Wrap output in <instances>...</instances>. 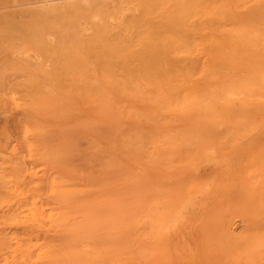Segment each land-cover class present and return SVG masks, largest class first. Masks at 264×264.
Instances as JSON below:
<instances>
[{"label": "rangeland", "instance_id": "374dc122", "mask_svg": "<svg viewBox=\"0 0 264 264\" xmlns=\"http://www.w3.org/2000/svg\"><path fill=\"white\" fill-rule=\"evenodd\" d=\"M0 264H264V0H0Z\"/></svg>", "mask_w": 264, "mask_h": 264}, {"label": "bare ground", "instance_id": "6f19581e", "mask_svg": "<svg viewBox=\"0 0 264 264\" xmlns=\"http://www.w3.org/2000/svg\"><path fill=\"white\" fill-rule=\"evenodd\" d=\"M18 53V52H17Z\"/></svg>", "mask_w": 264, "mask_h": 264}]
</instances>
